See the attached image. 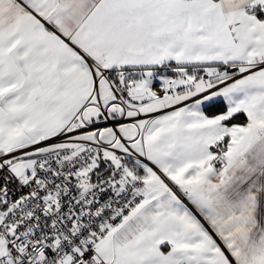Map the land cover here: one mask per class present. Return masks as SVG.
Here are the masks:
<instances>
[{"label":"snow or ice","instance_id":"obj_1","mask_svg":"<svg viewBox=\"0 0 264 264\" xmlns=\"http://www.w3.org/2000/svg\"><path fill=\"white\" fill-rule=\"evenodd\" d=\"M0 264H264V0H0Z\"/></svg>","mask_w":264,"mask_h":264},{"label":"trees","instance_id":"obj_2","mask_svg":"<svg viewBox=\"0 0 264 264\" xmlns=\"http://www.w3.org/2000/svg\"><path fill=\"white\" fill-rule=\"evenodd\" d=\"M238 120L242 121L243 120V117H239Z\"/></svg>","mask_w":264,"mask_h":264}]
</instances>
